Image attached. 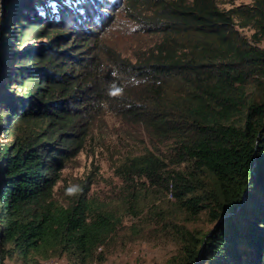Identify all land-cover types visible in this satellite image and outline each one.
<instances>
[{"label":"trees","instance_id":"16d2710c","mask_svg":"<svg viewBox=\"0 0 264 264\" xmlns=\"http://www.w3.org/2000/svg\"><path fill=\"white\" fill-rule=\"evenodd\" d=\"M57 1L42 15L33 0H0V264H101L123 217L141 214L95 201L88 178L57 192L106 111L148 138L114 169L127 200L168 193L186 218L214 223L170 221L179 251L164 264L199 252L198 264H264V0H126L136 28L157 35L134 57L103 37L100 0Z\"/></svg>","mask_w":264,"mask_h":264},{"label":"rangeland","instance_id":"374dc122","mask_svg":"<svg viewBox=\"0 0 264 264\" xmlns=\"http://www.w3.org/2000/svg\"><path fill=\"white\" fill-rule=\"evenodd\" d=\"M100 1L103 6L111 9L105 10L112 15V23L105 28L103 37L111 43L117 52L123 56L134 57L138 49H144L151 45V42L153 43L157 35L145 33L141 29L138 30L136 23L126 16L127 10L124 7L126 0ZM250 1L227 0L220 6L228 8L232 4L237 5ZM33 3L35 10L44 15V8L42 7L44 5L54 6L58 1L45 0L43 4L39 0H33ZM42 15L41 19H43ZM103 18L106 17L101 16L95 21L97 25L100 23L102 27L106 25L100 20ZM66 23L67 27H71L70 21L67 20ZM52 27L49 26L48 28ZM243 32L248 35L251 33L247 29H244ZM84 34L87 35V33ZM261 45L264 46V41ZM9 70L7 65L6 71ZM90 128L82 150L62 169V180L58 184L57 192L62 185L73 188L88 178L91 180L89 189L93 198L107 209L110 208L111 210L116 205L115 208L121 211L123 207L130 203L133 204V202L135 206L142 208L140 215L124 216L105 247L98 250L103 252L104 261L101 264H164L169 258L176 257L179 251V242L178 239L173 238L175 229L170 227V221L185 225L190 230L197 228L204 233L213 228L214 223H209L205 215L188 219L182 211L173 208V199L168 193L161 197L149 193L143 199L141 197L134 201L133 199L128 201L127 195L131 189L119 180L114 169L124 158V155L127 153L136 154L146 147L148 138L140 133L142 130H134V124L113 115L109 111L96 114L90 123ZM159 149L165 150V145H159ZM146 187L150 189V186L146 185ZM120 199L124 202L120 203ZM120 211L119 215H122ZM227 214L229 212H225L215 222V226L222 223L221 218L226 217ZM66 261V258H53L44 260L42 263L66 264ZM5 264L18 263L7 259ZM90 264L99 263L93 261Z\"/></svg>","mask_w":264,"mask_h":264},{"label":"water","instance_id":"95a60500","mask_svg":"<svg viewBox=\"0 0 264 264\" xmlns=\"http://www.w3.org/2000/svg\"><path fill=\"white\" fill-rule=\"evenodd\" d=\"M229 214H230V213H229ZM229 214H227V216H228ZM227 216H226V217H227ZM199 260H200V252H199V254H198V257H197V259H196L195 264H198V263H199Z\"/></svg>","mask_w":264,"mask_h":264},{"label":"clouds","instance_id":"9594fccd","mask_svg":"<svg viewBox=\"0 0 264 264\" xmlns=\"http://www.w3.org/2000/svg\"><path fill=\"white\" fill-rule=\"evenodd\" d=\"M102 3V2H101ZM102 5H103V3H102ZM111 10V9H110Z\"/></svg>","mask_w":264,"mask_h":264}]
</instances>
